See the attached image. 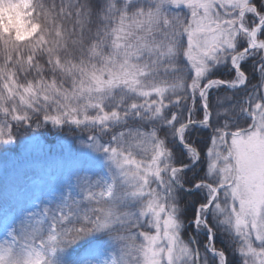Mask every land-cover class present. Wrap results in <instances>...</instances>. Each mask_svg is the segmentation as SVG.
<instances>
[{"label": "snow or ice", "instance_id": "6c2138e0", "mask_svg": "<svg viewBox=\"0 0 264 264\" xmlns=\"http://www.w3.org/2000/svg\"><path fill=\"white\" fill-rule=\"evenodd\" d=\"M0 264H264V0H0Z\"/></svg>", "mask_w": 264, "mask_h": 264}]
</instances>
